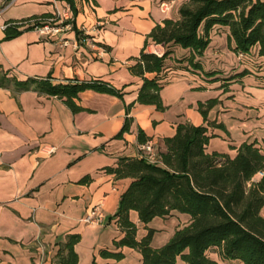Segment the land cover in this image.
Instances as JSON below:
<instances>
[{
    "label": "crops",
    "instance_id": "obj_1",
    "mask_svg": "<svg viewBox=\"0 0 264 264\" xmlns=\"http://www.w3.org/2000/svg\"><path fill=\"white\" fill-rule=\"evenodd\" d=\"M185 2L78 0L74 22L76 30L88 36L84 42L75 30L48 36L34 29L5 41L4 22L55 14L67 6L61 0H0V73L19 81L46 76L55 83L101 79L124 92L118 99L86 90L77 101L83 111L72 113L55 97L0 87V264H55L59 244L70 234L80 236L74 246L77 264H142L137 251L112 247L123 235L113 215L130 179H116L104 170L114 167L121 157L139 156L138 129L157 150L164 148L162 140L173 136L179 123L206 126L212 136L206 147L209 153L233 157L243 142L259 141L264 133V83L256 76L264 74V69L253 67L252 56L234 54L224 30L213 29L200 58L204 71L218 72L217 81L177 63L188 51L170 47L161 73L166 83L160 90L167 109L160 112L136 102L142 81L128 68L152 27L164 19H177ZM162 3L168 6L165 12ZM153 48L165 51L148 42L146 50L151 53ZM244 69L248 75L222 87L224 78ZM209 99L218 103L204 121L197 104ZM132 103L127 113L126 106ZM127 117L132 120L129 131L115 138ZM208 122L214 125L207 126ZM219 124L224 130L215 127ZM49 149L53 152L45 154ZM84 177L89 180L80 182ZM95 206L102 213L101 222L84 223L82 219ZM129 218L138 228L137 236L145 235L137 213L130 212ZM168 219L154 218L147 224L155 230L153 248L165 244L189 217L174 212ZM172 219L180 222L166 230L163 223ZM103 249L120 251L124 258H102Z\"/></svg>",
    "mask_w": 264,
    "mask_h": 264
},
{
    "label": "trees",
    "instance_id": "obj_2",
    "mask_svg": "<svg viewBox=\"0 0 264 264\" xmlns=\"http://www.w3.org/2000/svg\"><path fill=\"white\" fill-rule=\"evenodd\" d=\"M61 1L75 19L78 0ZM178 14L177 19H164L152 27L143 49L128 68L131 75L142 81L137 103L152 105L160 112L167 109L160 98V90L166 83L161 73L171 54L170 47L188 51L177 63L217 81L218 72L204 71L200 62L215 28L227 32V45L234 54H255L264 69V0H186ZM54 17V14L45 13L8 20L4 22L3 40L16 38ZM74 30L78 37L84 38L73 21ZM148 42L163 46L165 51L161 56L148 52ZM146 74H154V77L147 78ZM248 74L246 69L232 74L223 79L222 87ZM256 78L264 83V74ZM0 87L12 88L15 92L32 90L55 97L72 113L83 111L77 101L79 93L86 90L110 94L118 99L124 94L123 88L117 89L101 79L74 78L55 83L46 76L19 81L7 78L6 73H0ZM217 103V99L198 102L197 110L204 121ZM132 106L133 103L126 106L127 113ZM131 121V118H125L115 138H121L129 131ZM211 125L214 124L208 122L207 126ZM215 127L224 130L221 124ZM207 132L203 125L179 123L173 136L162 140L164 148L158 150L157 163H149L140 156L121 157L114 167L104 168L116 179H130L113 215L123 233L120 239L112 242L114 250L133 249L141 255L142 264H219L207 256L210 249H216L222 260L264 264V216L261 214L264 210V149L252 141L243 142L233 157L225 153H209L206 147L212 136ZM137 140L144 144L150 139L138 129ZM88 180L84 177L80 182ZM132 211L137 213L139 223L146 230L140 238L137 226L129 218ZM174 212L187 215L188 221L176 228L165 244L153 248L151 241L155 230L148 228L147 224L154 218H166ZM79 240L78 234L66 236L65 242L59 244L55 264H77L74 246ZM114 250H100L99 256L122 260L123 253Z\"/></svg>",
    "mask_w": 264,
    "mask_h": 264
},
{
    "label": "built area",
    "instance_id": "obj_3",
    "mask_svg": "<svg viewBox=\"0 0 264 264\" xmlns=\"http://www.w3.org/2000/svg\"><path fill=\"white\" fill-rule=\"evenodd\" d=\"M161 11L165 12L168 10V6L165 3H162L160 5ZM54 18L49 19L48 21L44 22L40 26H36L34 30L39 32L42 35H48V36H57L59 34H62L63 32L72 31V23L74 21V18L72 16V13L68 7H66L62 12L57 11L54 14ZM1 28H4V25L1 26ZM84 38L82 40L84 42L87 41V35L84 34L81 31ZM86 36V37H85ZM155 47L157 45H154ZM152 54L161 56L162 53L156 49L153 48L151 51ZM239 56H242L243 54H238ZM53 152L52 149L47 150L44 152L45 154L49 155ZM140 157L144 158L149 163H157L158 162V150L156 144L148 140L144 144L140 146ZM102 219V213L99 210V206L93 207L90 212L82 219L84 223L87 224H98L101 222Z\"/></svg>",
    "mask_w": 264,
    "mask_h": 264
},
{
    "label": "rangeland",
    "instance_id": "obj_4",
    "mask_svg": "<svg viewBox=\"0 0 264 264\" xmlns=\"http://www.w3.org/2000/svg\"><path fill=\"white\" fill-rule=\"evenodd\" d=\"M228 51H230V50H228ZM252 65H253V67H255L257 69L261 68L260 63L258 62V59L256 58L255 54L252 55ZM258 140L259 141L257 142V145L261 149H264V133H262L261 137H258ZM261 214H262V216H264V210L261 211ZM168 218L166 217V220H169ZM178 221L180 222L179 219H178ZM178 221L175 219H172L171 221H167L166 223L164 222L163 224L167 228L166 230H172L174 228V226H176ZM206 254L208 257L215 259L219 264H241L238 261L222 260L218 256L216 249H210Z\"/></svg>",
    "mask_w": 264,
    "mask_h": 264
}]
</instances>
